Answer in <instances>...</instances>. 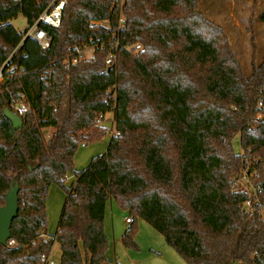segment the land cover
Wrapping results in <instances>:
<instances>
[{"label": "trees", "instance_id": "16d2710c", "mask_svg": "<svg viewBox=\"0 0 264 264\" xmlns=\"http://www.w3.org/2000/svg\"><path fill=\"white\" fill-rule=\"evenodd\" d=\"M52 1L0 0V69L10 56L22 68L0 86V207L14 182L20 186L15 244H0V264H37L55 240L61 264H108L110 201L134 219L126 246L136 245L141 217L188 264H264L262 207L246 210L251 194L231 188L244 171L264 180V56L246 74L223 43L176 17L181 4L192 11L194 0H66L60 27L41 24L52 37L48 48L31 37L21 44ZM20 14L25 31L12 23ZM259 18L264 23V7ZM110 34L115 39L102 46ZM137 43V54L125 47ZM75 45L94 46V57L68 65ZM10 90H23L31 104L19 129L4 114ZM108 112L116 134L107 151L75 170L78 146L106 133ZM48 127L54 131L46 139ZM235 135L243 154L233 149ZM70 170L75 180L65 187ZM54 182L66 189L59 228L39 240Z\"/></svg>", "mask_w": 264, "mask_h": 264}, {"label": "rangeland", "instance_id": "374dc122", "mask_svg": "<svg viewBox=\"0 0 264 264\" xmlns=\"http://www.w3.org/2000/svg\"><path fill=\"white\" fill-rule=\"evenodd\" d=\"M193 4V12L184 4L177 7L176 17L187 18L192 24L197 23L204 35L223 43L227 50L234 52L242 70L250 74L252 68L261 63L264 56V23L259 18L264 0H194ZM121 18L125 16L122 14ZM12 23L19 31H25L28 26L22 14L14 18ZM102 24L108 25V22L104 21ZM101 125L107 129L105 134L78 146L74 156L75 170L87 168L95 157L107 151L112 134H116L113 112L105 114ZM42 131L47 139L54 129L48 127ZM232 146L236 153L242 152L239 135L233 137ZM74 180V172L68 171L64 181L65 187L70 186ZM65 187L54 182L48 188L45 233L47 237H54L58 231L66 200ZM126 216H129V213L114 201L108 203L104 226L109 240L106 251L109 260L118 261L120 264H188L180 253L167 243L163 234L141 217L136 219L134 225L136 245L126 246L123 242V235L129 228ZM61 253L60 243L55 240L50 257L60 263Z\"/></svg>", "mask_w": 264, "mask_h": 264}, {"label": "built area", "instance_id": "2783aa9c", "mask_svg": "<svg viewBox=\"0 0 264 264\" xmlns=\"http://www.w3.org/2000/svg\"><path fill=\"white\" fill-rule=\"evenodd\" d=\"M115 2H119L123 4L124 0H114ZM66 0H53L50 6L43 11L38 19L28 28V30L25 32L21 44L29 37L34 38L37 40L40 45L43 48H48L51 45L52 37L51 35L41 27V24L50 25L53 27H60L62 23V17H63V9L65 5ZM104 21L97 22L103 23ZM105 22L109 21L106 20ZM119 26L124 27L126 23L125 18H119L118 20ZM108 26V25H107ZM115 39V35L110 34L107 39L102 42L103 44L108 40ZM20 44V46H21ZM120 43L118 40H115V45L113 46L106 63L108 65L112 64L116 59V52L115 47H119ZM126 49L133 53L137 54L142 49V45L137 44H128L125 46ZM94 46L92 45H75L72 49V54L68 58L67 62L68 65L70 64H76L77 62L84 60V59H92L94 57ZM12 56L8 58V60L3 64V66L0 69V86L5 83L8 80H12L14 76L22 71V68H20L17 64H9V61L11 60ZM48 85H50V81L47 80L46 82ZM263 105V101H260L259 106ZM12 111L17 113L21 118L25 116L30 110H31V104L27 98L26 93L23 90H17V91H9V106ZM257 120H261L262 116L259 115L256 117ZM242 148V147H241ZM243 148L241 154H243ZM259 176V173L257 170H254L253 172L249 173L244 171L240 178H235L232 180L231 188L233 191L237 190H245L248 191L252 197L247 199L244 202V208L246 210H253L254 205L256 203L260 204L262 207V214L264 217V200L260 199V193L264 192V180L263 181H255V179ZM126 222L128 224H131L134 219L131 216H126L125 218ZM49 237H47L45 234H42L38 237L39 240L45 239L47 240ZM8 244H15L14 240H8ZM108 264H117V261H109ZM37 264H61L57 263L55 259H52L47 255L42 256L41 260ZM255 264V263H253Z\"/></svg>", "mask_w": 264, "mask_h": 264}, {"label": "water", "instance_id": "95a60500", "mask_svg": "<svg viewBox=\"0 0 264 264\" xmlns=\"http://www.w3.org/2000/svg\"><path fill=\"white\" fill-rule=\"evenodd\" d=\"M4 114L12 122L15 129H19L22 126V118L9 107L5 108ZM19 189L18 182H14L5 195V205L0 207V244L4 246L7 245L8 240L11 238L12 222L18 215Z\"/></svg>", "mask_w": 264, "mask_h": 264}]
</instances>
